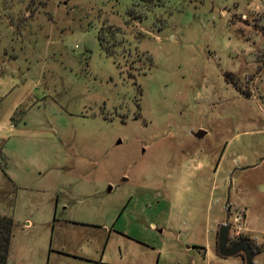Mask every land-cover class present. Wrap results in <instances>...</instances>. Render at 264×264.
<instances>
[{
  "label": "rangeland",
  "instance_id": "1",
  "mask_svg": "<svg viewBox=\"0 0 264 264\" xmlns=\"http://www.w3.org/2000/svg\"><path fill=\"white\" fill-rule=\"evenodd\" d=\"M0 215L5 264H264V0H0Z\"/></svg>",
  "mask_w": 264,
  "mask_h": 264
},
{
  "label": "water",
  "instance_id": "2",
  "mask_svg": "<svg viewBox=\"0 0 264 264\" xmlns=\"http://www.w3.org/2000/svg\"><path fill=\"white\" fill-rule=\"evenodd\" d=\"M204 134L203 130H197L192 133L194 138H200ZM223 205H227V197ZM229 229V224H220L216 232V251L217 254L221 257L233 256L237 252H241L243 256L242 264H251V259L253 257V251L249 248L244 239L239 240L238 242L231 245L229 248H226L227 241V232Z\"/></svg>",
  "mask_w": 264,
  "mask_h": 264
},
{
  "label": "trees",
  "instance_id": "3",
  "mask_svg": "<svg viewBox=\"0 0 264 264\" xmlns=\"http://www.w3.org/2000/svg\"><path fill=\"white\" fill-rule=\"evenodd\" d=\"M11 234V219L0 215V264H5ZM256 253V252H253Z\"/></svg>",
  "mask_w": 264,
  "mask_h": 264
},
{
  "label": "flooded vegetation",
  "instance_id": "4",
  "mask_svg": "<svg viewBox=\"0 0 264 264\" xmlns=\"http://www.w3.org/2000/svg\"><path fill=\"white\" fill-rule=\"evenodd\" d=\"M257 163H253L252 165H250V166H255ZM241 239H244V238H237L236 239V241H229L228 240V242L226 241V245H225V247L226 248H229L231 245H233L234 243H236V242H238L239 240H241ZM245 240V239H244ZM246 241V240H245ZM246 243H247V241H246ZM247 245H248V243H247ZM249 246V245H248ZM250 248V247H249ZM239 253H241V252H237L236 254H239ZM236 254H234V255H236Z\"/></svg>",
  "mask_w": 264,
  "mask_h": 264
}]
</instances>
